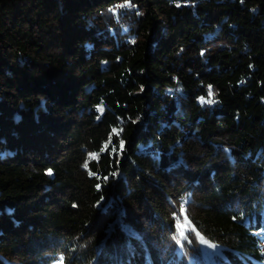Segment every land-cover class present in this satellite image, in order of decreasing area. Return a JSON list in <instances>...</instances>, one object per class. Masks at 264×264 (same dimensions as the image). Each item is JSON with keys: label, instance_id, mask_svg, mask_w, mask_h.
<instances>
[{"label": "trees", "instance_id": "16d2710c", "mask_svg": "<svg viewBox=\"0 0 264 264\" xmlns=\"http://www.w3.org/2000/svg\"><path fill=\"white\" fill-rule=\"evenodd\" d=\"M58 263L264 264V0H0V264Z\"/></svg>", "mask_w": 264, "mask_h": 264}, {"label": "snow or ice", "instance_id": "6c2138e0", "mask_svg": "<svg viewBox=\"0 0 264 264\" xmlns=\"http://www.w3.org/2000/svg\"><path fill=\"white\" fill-rule=\"evenodd\" d=\"M177 6H179V5H177ZM211 97H212V92H211V88H210L209 89V99L207 101H204V99L201 98V102L202 103H214L215 101L212 100ZM101 111H102V109H101ZM121 149H123V143H121ZM93 159H95V156H93ZM84 166L87 168L88 165L85 164ZM49 174H51V172H49ZM181 235L183 236V233H181Z\"/></svg>", "mask_w": 264, "mask_h": 264}, {"label": "rangeland", "instance_id": "374dc122", "mask_svg": "<svg viewBox=\"0 0 264 264\" xmlns=\"http://www.w3.org/2000/svg\"><path fill=\"white\" fill-rule=\"evenodd\" d=\"M184 226H180V231H179V234L181 235V233L184 234ZM200 243L204 244V241L202 239H200Z\"/></svg>", "mask_w": 264, "mask_h": 264}]
</instances>
